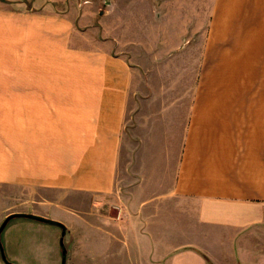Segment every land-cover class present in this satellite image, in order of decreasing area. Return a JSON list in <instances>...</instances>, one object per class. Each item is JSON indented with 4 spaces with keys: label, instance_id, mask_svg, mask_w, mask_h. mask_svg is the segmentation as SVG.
Returning a JSON list of instances; mask_svg holds the SVG:
<instances>
[{
    "label": "crops",
    "instance_id": "crops-1",
    "mask_svg": "<svg viewBox=\"0 0 264 264\" xmlns=\"http://www.w3.org/2000/svg\"><path fill=\"white\" fill-rule=\"evenodd\" d=\"M31 1L0 0L3 216L88 195L137 264H264V0Z\"/></svg>",
    "mask_w": 264,
    "mask_h": 264
},
{
    "label": "rangeland",
    "instance_id": "rangeland-1",
    "mask_svg": "<svg viewBox=\"0 0 264 264\" xmlns=\"http://www.w3.org/2000/svg\"><path fill=\"white\" fill-rule=\"evenodd\" d=\"M30 3H33V0ZM141 73H145L144 81L147 74H150V72ZM176 74V93H183V86L179 84L178 73ZM196 74L197 72L192 73L191 93L195 92ZM127 124L131 127L133 121H128ZM120 158L122 164L120 165L121 162L119 161L117 166V187L122 185V176H135L137 173L136 168L130 167V162H133L135 158L134 150L129 148L128 151L122 152ZM123 161H128V163H123ZM130 184L132 183H127V185ZM124 185L126 186L125 183L122 186ZM69 196L64 198L61 206L55 205L54 207L53 203L45 205L47 209H53L54 217H57L55 220L58 219L57 221L66 225L68 229L62 238L66 250L64 264L138 263L139 256H134L132 249H130L131 252H128V248L122 241L110 242L106 239L105 230L108 226L105 225L102 216L99 217L94 211L93 202L88 195L80 196L78 199ZM9 203L7 191L0 189V222L7 215L3 216V213L7 212L4 207ZM59 233L60 230L55 225L16 217L6 223L0 234V240L5 257L14 264H60ZM150 249L149 247L146 250V254L149 256H144L147 260L152 258ZM0 264H4L1 259Z\"/></svg>",
    "mask_w": 264,
    "mask_h": 264
},
{
    "label": "water",
    "instance_id": "water-1",
    "mask_svg": "<svg viewBox=\"0 0 264 264\" xmlns=\"http://www.w3.org/2000/svg\"><path fill=\"white\" fill-rule=\"evenodd\" d=\"M16 217L27 218V219L35 220V221H38V222L47 223V224H51V225L57 226L59 228V230H60V233H59L60 264H64L66 250H65V247L63 245L62 238H63V235L65 234V226L61 222H59L57 220H54V219L46 218V217H43V216H40V215L32 214V213L12 212V213L7 214L2 219V221L0 222V234H1L4 226L6 225V223L10 219L16 218ZM0 259L2 260V262L4 264H14L13 262L9 261L5 257V254H4V251H3V247H2V244H1V240H0Z\"/></svg>",
    "mask_w": 264,
    "mask_h": 264
}]
</instances>
